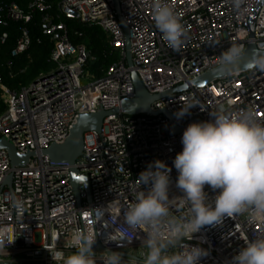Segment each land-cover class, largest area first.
<instances>
[{
  "label": "built area",
  "instance_id": "2783aa9c",
  "mask_svg": "<svg viewBox=\"0 0 264 264\" xmlns=\"http://www.w3.org/2000/svg\"><path fill=\"white\" fill-rule=\"evenodd\" d=\"M256 1L242 0L236 8L233 0H166L185 29L177 50L155 27L151 0H116V10L113 0L58 1V16L96 27L119 59L107 67L101 79L82 85L87 57L84 48L69 43L61 22L50 24L44 17L41 28L53 43L50 60L54 67L18 91L0 85L6 103L0 114V139L19 154L34 153L24 167L11 168L6 153L0 150V264H55L51 257L55 250L75 251L68 242L77 229L95 236L104 250L123 254V264H137L147 250L143 246L146 236L143 230L128 228L124 213L138 192L147 191L139 174L155 161L171 169L170 213L176 217L188 214L173 166L176 154L182 151L183 131L191 123L212 121L210 114L221 111L251 109L264 123V72H236L201 88L170 93L150 104L153 116L117 113L104 117L98 133L83 135L78 158L77 170L86 179L89 203L79 183L76 204L68 167L50 169L40 151L61 143L79 114L117 109L121 100L131 99V70L148 94H161L219 65L221 53L230 46L245 48L249 41L245 25ZM30 7L44 9L42 0H31ZM1 13L3 24L29 21V16L12 3ZM116 14L127 31L130 68L124 63L125 39ZM19 31L12 56L23 53L29 44L25 28ZM5 39L6 34L1 33L0 45ZM252 43L255 49L264 45V0L254 23ZM192 105L187 114L176 118L179 110ZM162 110L170 120L158 114ZM7 176L9 188L4 184ZM204 191L211 201L219 190L214 192L206 185ZM12 197L23 201V214L13 207ZM35 233L38 243L33 241ZM260 236H264V223L250 222L244 214L225 217L220 225L203 226L184 243L208 251L198 264H232L245 243ZM93 252L96 264H103L104 251Z\"/></svg>",
  "mask_w": 264,
  "mask_h": 264
},
{
  "label": "clouds",
  "instance_id": "9594fccd",
  "mask_svg": "<svg viewBox=\"0 0 264 264\" xmlns=\"http://www.w3.org/2000/svg\"><path fill=\"white\" fill-rule=\"evenodd\" d=\"M241 3L233 0L236 8ZM151 8L162 39L177 50L185 35L178 13L166 0H151ZM244 55L242 45L230 46L221 53L220 69L226 73L236 71ZM246 67L264 72V45L252 51ZM193 106L179 110L176 118H182ZM210 115L212 121L187 126L181 137L182 151L173 160L178 172L176 187L189 206L186 216L176 217L169 211L171 169L155 161L139 174L147 191L138 192L124 213L128 228L143 230L146 236L143 246L147 250L140 254L137 264H198L208 251L184 241L191 240L203 226L220 225L225 217L244 214L250 222L264 223V123L251 109ZM206 185L214 192L219 190L211 201L204 191ZM12 200L13 207L23 214V201L15 197ZM95 239L77 229L68 242L75 251L55 250L52 260L55 264H96ZM177 248L179 251L174 250ZM103 264H123V256L108 251ZM232 264H264V236L247 241Z\"/></svg>",
  "mask_w": 264,
  "mask_h": 264
},
{
  "label": "trees",
  "instance_id": "16d2710c",
  "mask_svg": "<svg viewBox=\"0 0 264 264\" xmlns=\"http://www.w3.org/2000/svg\"><path fill=\"white\" fill-rule=\"evenodd\" d=\"M58 1L42 0L44 9L38 11L30 7L31 0H0V14L4 6L12 3L29 16V21L25 24H3L0 20V34H6V39L0 45V85L6 89L18 91L54 67L50 60L53 43L42 33L44 17L48 18L50 24L61 22L69 43L74 47L84 48L87 57L82 67L83 79L90 82L101 79L107 67L118 61L117 52L109 47L106 37L100 30L58 16L56 10ZM22 26L27 31L28 47L23 53L12 56L10 53ZM5 107L6 103L0 93V114Z\"/></svg>",
  "mask_w": 264,
  "mask_h": 264
},
{
  "label": "water",
  "instance_id": "95a60500",
  "mask_svg": "<svg viewBox=\"0 0 264 264\" xmlns=\"http://www.w3.org/2000/svg\"><path fill=\"white\" fill-rule=\"evenodd\" d=\"M262 1L263 0L256 1L253 13L249 17L245 25L247 38L249 41L247 42L244 48L245 55L239 61V66L236 71L232 73H226L220 69L219 65H217L209 69L208 71L202 73L198 77L192 79L187 84L179 85L161 94L150 95L144 90L137 76L131 70L129 72L130 81L133 87V96L131 99L121 100L119 103V107L117 109H112L109 111H103L102 109H99L94 113L79 114L76 117L75 122L71 125L70 129L68 130L66 138L61 143L59 144L52 143L47 148L40 151V154L47 158L50 169L62 168L63 166L68 167L69 183L77 205H79V197H78L79 183H81L84 187L85 201L87 203L90 202L86 179L77 170L80 167L78 163V158L83 148V135L89 132L98 133L101 127L102 119L108 115H115L117 113H122L126 116H135L141 114L153 116L155 113H152L150 111V104L159 98L165 97L170 93L184 91L187 89V87L201 88L213 81L222 80L225 77H228L236 72L249 71L250 69L246 67V64L249 56L251 55L252 51L255 49L252 43L254 23L256 21L258 10L262 4ZM113 6L114 9L116 10L117 9L116 0H113ZM116 15L125 39L124 63L127 68H130L131 60L128 53L129 44L127 40V31L126 28L121 23V21L119 20L118 14ZM158 114L163 115L168 120L171 119L170 115L163 110L160 111ZM174 131H176V129H174ZM0 150L6 153L11 168L24 167L28 159L34 156V153L32 152L26 154L17 153L14 147L9 142L3 139H0ZM78 177L82 179H78ZM9 182L10 179L9 176H7L4 180V184L6 185L7 188H9ZM96 249L102 250L104 251V253L108 252L104 250L95 240V243L93 245V251Z\"/></svg>",
  "mask_w": 264,
  "mask_h": 264
},
{
  "label": "rangeland",
  "instance_id": "374dc122",
  "mask_svg": "<svg viewBox=\"0 0 264 264\" xmlns=\"http://www.w3.org/2000/svg\"><path fill=\"white\" fill-rule=\"evenodd\" d=\"M80 82H81L82 85H84V84H86L88 81L85 80V79H81ZM33 241H34L35 243H38V242H39V236H38V233H35V234L33 235ZM1 264H2V263H1Z\"/></svg>",
  "mask_w": 264,
  "mask_h": 264
},
{
  "label": "snow or ice",
  "instance_id": "6c2138e0",
  "mask_svg": "<svg viewBox=\"0 0 264 264\" xmlns=\"http://www.w3.org/2000/svg\"><path fill=\"white\" fill-rule=\"evenodd\" d=\"M78 179H82V178H79V177H78Z\"/></svg>",
  "mask_w": 264,
  "mask_h": 264
}]
</instances>
